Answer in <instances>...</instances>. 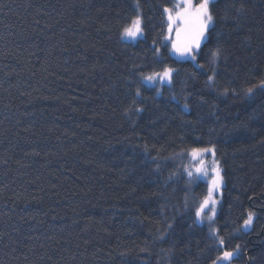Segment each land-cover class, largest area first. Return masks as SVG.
I'll list each match as a JSON object with an SVG mask.
<instances>
[{
  "label": "trees",
  "instance_id": "trees-1",
  "mask_svg": "<svg viewBox=\"0 0 264 264\" xmlns=\"http://www.w3.org/2000/svg\"><path fill=\"white\" fill-rule=\"evenodd\" d=\"M135 4L0 0V264H211L237 245L232 264H264V92L244 93L264 79V0L213 1L203 70L169 55L173 0H139L144 36L123 42ZM154 40L168 44L160 63ZM165 65L170 87L139 83ZM213 146L219 250L193 223L207 186L185 171L192 148Z\"/></svg>",
  "mask_w": 264,
  "mask_h": 264
},
{
  "label": "snow or ice",
  "instance_id": "snow-or-ice-1",
  "mask_svg": "<svg viewBox=\"0 0 264 264\" xmlns=\"http://www.w3.org/2000/svg\"><path fill=\"white\" fill-rule=\"evenodd\" d=\"M213 0H200L199 3H193V0H180L177 4L172 7H163V15L167 21V32L168 35L164 38L165 41L171 42V48L168 49L169 55L174 56L180 60H191L197 69L203 70L204 64L196 63L197 57L201 51L202 44L209 39V33L214 26L215 18L211 11L210 5ZM240 11V9H237ZM135 16L131 18L130 22L127 23L120 32V39L122 41L136 42L144 36V17L139 6V0H136L135 4ZM177 22L182 24V27H174ZM175 31V39L172 38V33ZM153 60L154 62H162L161 58V47L168 48V44L162 43L161 46H156V41H153ZM223 55V48L217 45L215 48L209 50L208 63L211 65V75L207 76L206 84L211 87L215 84L216 80V65ZM178 70L165 65L162 70L154 71L146 75H141L138 80L141 84H147L155 87L157 83L161 85H172L174 74ZM260 90L264 92V79L259 80L244 90L246 97H252L256 91ZM157 95L162 94L160 89H156ZM228 95L229 90L225 89L222 93ZM231 94L235 95L234 92ZM136 97H141V91L139 88L135 92ZM176 99L175 96L172 97ZM143 99V97H141ZM187 99V97H186ZM185 109L188 108L187 104H184ZM132 111L135 113H141L144 111L142 107H133ZM129 109H125L127 114ZM215 147L209 148H192L188 155L191 157L193 162H198V166L195 167L194 171L185 169L189 179L191 180L194 175L196 179L202 176H211V179L207 181V193L200 200L199 205L195 208L194 212V224H203L205 220L212 225L215 223V217L217 215V206L220 201L216 198V194L221 192V188L224 184V176L222 175V168L220 163L215 158ZM211 154L213 159L211 165L203 159L205 154ZM155 162V158L153 159ZM251 199V198H250ZM187 207V204L185 205ZM205 213L207 215L205 216ZM255 213L249 211L247 217L243 220L242 225L236 231H248L253 224ZM173 228L172 224H168L158 237L160 240L167 238L168 234ZM209 238L216 241V247L219 250L225 245L223 237L219 236V230L215 227L209 228ZM240 246L237 245L234 249L224 250L220 252L214 259L211 260V264H232V260L239 255Z\"/></svg>",
  "mask_w": 264,
  "mask_h": 264
},
{
  "label": "rangeland",
  "instance_id": "rangeland-1",
  "mask_svg": "<svg viewBox=\"0 0 264 264\" xmlns=\"http://www.w3.org/2000/svg\"><path fill=\"white\" fill-rule=\"evenodd\" d=\"M173 1H174V5L177 4L178 2H180V0H173ZM213 1H214V0H213ZM193 3H195L194 0H193ZM165 20H166V17H165ZM174 27H176V28L182 27V24H181L180 22H177L176 25H175ZM167 35H168V32H167V21H166V35H165V36H167ZM172 38L175 39V31H173V33H172ZM140 39H141V38H140ZM123 42H126V43H135V42H131V41H123ZM167 42H168V44H169V46H170V48H171V42H170V41H167ZM172 57L175 58V59H177V60H180V59H178V58H176V57H174V56H172ZM144 85H146V86H148V87H153V86H151V85H147V84H144ZM165 85H166V84H165ZM155 86H162V85L159 84V83H157ZM190 159H191V157H190ZM203 159L208 163V165H211L213 157H212V155L209 153V154H205V156L203 157ZM191 161H192V159H191ZM196 166H198V162H193V161H192V166H191V169H190V170H193V171H194V169H195ZM194 177H195V175H194ZM209 179H211V176H210V175H209V176H202V177H200L198 180L204 182V183L206 184V186L208 187L207 181H208ZM221 193H222V188H221V192L218 193V194H216V198H217L219 201H221ZM219 204H220V203H219ZM219 204H218V206H219ZM218 206H217V211H218ZM206 215H207V213H205V216H206ZM216 216H217V215H216ZM199 225H204V226L207 228L208 233H209V228H210V227H215V228H217V227H216V217H215V223L212 224V225H209V223L207 222V220H205V222H204L203 224H199ZM215 242H216V241H215Z\"/></svg>",
  "mask_w": 264,
  "mask_h": 264
}]
</instances>
